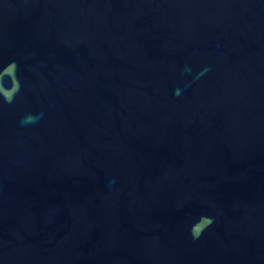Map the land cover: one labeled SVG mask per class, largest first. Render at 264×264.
I'll return each instance as SVG.
<instances>
[{
	"label": "water",
	"instance_id": "95a60500",
	"mask_svg": "<svg viewBox=\"0 0 264 264\" xmlns=\"http://www.w3.org/2000/svg\"><path fill=\"white\" fill-rule=\"evenodd\" d=\"M0 264H264V0H0Z\"/></svg>",
	"mask_w": 264,
	"mask_h": 264
}]
</instances>
